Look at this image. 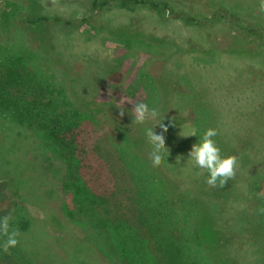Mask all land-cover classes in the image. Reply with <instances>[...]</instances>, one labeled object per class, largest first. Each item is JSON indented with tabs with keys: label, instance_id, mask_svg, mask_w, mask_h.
<instances>
[{
	"label": "trees",
	"instance_id": "trees-1",
	"mask_svg": "<svg viewBox=\"0 0 264 264\" xmlns=\"http://www.w3.org/2000/svg\"><path fill=\"white\" fill-rule=\"evenodd\" d=\"M111 1L92 0V3L101 7ZM123 1L171 12L174 17L198 27L200 40L204 42L202 48H191L188 39L155 36L151 31H143L142 35L137 29L125 27L122 32H116L130 43V38L138 41L149 53L141 75L149 83L146 104L159 113L152 129L159 134L162 130L157 124L161 121L168 127L164 133L166 148L162 163L154 168L149 158L152 146L146 137L145 123L131 127L134 119L131 106H122L125 116L118 125L115 123L118 118L107 113L117 125L110 135L111 143L124 156L137 188V200L147 208L145 219L166 250V264H264V215L259 213L264 208V78L254 77L256 73L240 63L243 52L238 42L218 46L212 33L204 28L209 22L216 25L221 20L242 21V13L235 9L237 1L183 0L182 5L204 12L197 14L204 21L194 16L193 10L190 14L173 6L171 0ZM208 15L211 18L207 19ZM49 20L63 22L57 16H36L28 22L38 26ZM263 58L264 50L260 49L255 59ZM9 62L12 60L0 61V136L3 130L7 132L16 126L36 130L45 145L54 147L66 164L69 175H65L64 185L82 188L80 194L92 207L89 209L92 221L106 226L94 211L96 200L105 201V198L92 194L78 180L82 168L78 154L85 152L78 141V130L86 121L95 119L98 109L91 108L88 101L86 105H78V99L72 100L62 91L63 95L57 94L54 88L53 95L50 89H27L19 70ZM206 79H212L213 83ZM209 128L218 133L213 140L221 156L237 158L235 177L224 188L208 186L209 173L188 159L192 145L199 143ZM193 130L196 136H182ZM15 134V141L24 144L20 133ZM2 143L0 140L1 154ZM28 173L26 161L0 155V200L5 197L1 181L4 178L10 179L7 182L15 190L24 188L26 193L33 183L38 185L39 177L29 174L28 178ZM183 183L190 187L182 189ZM8 209V206L0 208V217ZM18 217L23 219V214L20 212ZM24 220L21 223L13 220L9 228L15 224L21 228ZM105 232L104 243L97 242L104 250L109 245L113 248L107 238L110 231ZM77 249L86 247L81 245ZM112 252L117 257L115 246Z\"/></svg>",
	"mask_w": 264,
	"mask_h": 264
},
{
	"label": "rangeland",
	"instance_id": "rangeland-1",
	"mask_svg": "<svg viewBox=\"0 0 264 264\" xmlns=\"http://www.w3.org/2000/svg\"><path fill=\"white\" fill-rule=\"evenodd\" d=\"M236 1L235 9L242 13V21L209 22L204 28L212 33L218 46L238 42L243 52L240 63L256 73L254 77L264 78V58L255 59L258 51L264 50V13L258 11V1ZM182 2L171 0L173 6L194 12L199 18L197 14L204 13ZM36 16H57L63 22L49 20L31 26L28 21ZM125 27L137 29L142 35L143 31H151L155 36L188 39L191 48H202L204 43L201 31L193 24L169 11L150 10L128 1L112 0L94 7L92 0H0V61L12 60L9 63L19 70L26 88L50 89L52 95L54 90L60 95L64 92L72 100L78 99V105L88 101L91 108L98 109L95 119L78 130V141L85 150L78 154L82 165L78 180L92 194L105 198L96 200L94 211L106 224L92 221V207L80 194L82 188L64 185L65 175H69L66 164L36 130L18 126L10 129V134V130H3L0 155L26 161V177L35 174L39 178L29 193L24 188L15 190L7 182L9 178L1 180L5 197L0 200V208L9 207L5 212L9 223L25 220L21 228L19 224L9 228L18 233V244L7 252L3 250L7 237L0 235V264H166V250L145 219L147 208L137 200V188L124 156L111 143L110 135L125 116L119 115L122 106L132 108L125 100L146 103L150 92L149 83L141 75L149 53L133 38L130 43L125 36L116 35ZM136 48L140 52L136 53ZM206 80L213 83L212 79ZM109 112L118 118L117 125ZM132 121L131 127H135L137 123ZM156 121H147L143 126L147 130ZM15 133H20L24 144L15 141ZM143 153L147 154L145 150ZM181 187L185 190L190 185L183 183ZM20 212L23 219L18 217ZM107 229L108 243L115 246L117 257L110 245L106 251L97 246V242L104 243ZM81 245L86 249L78 250Z\"/></svg>",
	"mask_w": 264,
	"mask_h": 264
},
{
	"label": "clouds",
	"instance_id": "clouds-1",
	"mask_svg": "<svg viewBox=\"0 0 264 264\" xmlns=\"http://www.w3.org/2000/svg\"><path fill=\"white\" fill-rule=\"evenodd\" d=\"M258 11L264 13V0H259ZM108 94L110 95V93ZM125 101L132 105L131 115L134 118V122L137 124H144L147 121L156 120L159 116L158 110L155 107L149 108L144 102L133 100ZM119 115L122 118L125 115V111L120 110ZM157 125H159L162 130L159 134L152 128L146 130L147 140L152 146L149 158L154 168L160 166L162 163V152L166 148L164 133L168 131V127L163 121L159 122ZM217 135L218 133L215 129H207L202 134L200 142L192 145L188 152V159L195 167L204 169L209 173L206 179V184L208 186L213 188H224L226 184L235 177L237 158L235 156H221L220 149L213 140V137ZM182 136H196V131L193 130L189 135ZM180 159L181 158L178 157L177 163H179ZM259 213L264 215V208L259 209ZM9 219L10 217L8 216L0 217V235L7 237L3 244V250L5 252L18 244V233L16 231H9Z\"/></svg>",
	"mask_w": 264,
	"mask_h": 264
}]
</instances>
